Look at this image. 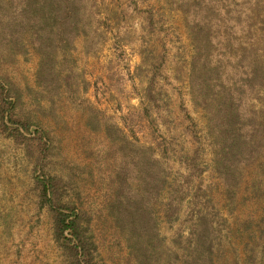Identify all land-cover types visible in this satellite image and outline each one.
<instances>
[{
    "label": "rangeland",
    "instance_id": "obj_1",
    "mask_svg": "<svg viewBox=\"0 0 264 264\" xmlns=\"http://www.w3.org/2000/svg\"><path fill=\"white\" fill-rule=\"evenodd\" d=\"M25 2L0 0L14 25L0 80L29 128L12 122L13 139L0 124V264H67L38 207L42 174L63 179L60 200L81 211L100 264H137L130 228L108 214L116 195L150 214L141 248L158 249L157 231L180 255L202 217L208 264H264V0H75L73 24L41 48Z\"/></svg>",
    "mask_w": 264,
    "mask_h": 264
},
{
    "label": "trees",
    "instance_id": "obj_2",
    "mask_svg": "<svg viewBox=\"0 0 264 264\" xmlns=\"http://www.w3.org/2000/svg\"><path fill=\"white\" fill-rule=\"evenodd\" d=\"M52 4L56 5L55 10L49 9ZM74 4L75 0H26L25 3H22L20 12L30 8L28 32L34 38L32 42L34 44L37 43L40 48L44 46L52 27L63 35L61 28L66 26L67 22L71 23V25L73 24L71 19L76 15V12H73ZM13 28L14 25L13 27L11 26L10 19L3 12H0V38L8 42L11 41L14 34ZM33 46L36 47L35 45ZM36 50L40 54L38 71H41L45 56L41 54V50L40 52L38 49ZM203 87L207 89L208 85L203 82L201 88ZM11 92H13V89L9 82L4 81L3 83L0 80V115L2 121L0 124L2 132L8 137L16 139L17 137H22L20 128L23 132H28L29 128L23 122L12 120L15 115L17 101ZM216 116V124L224 128L225 125L222 122L229 120L226 117L220 119L218 114ZM7 120L10 122V125H5ZM12 122L18 123L20 128L14 127V123ZM221 124L222 126H220ZM35 135L38 136V140L42 143L41 151L47 149L49 142L47 134L43 131H35ZM223 135H225V132H223ZM223 140L226 139L224 138ZM34 181L35 186L39 189L38 207L39 209L46 208L52 214L53 239L66 256L67 264H100L97 260L96 245L87 234L88 228L84 227L81 223V211L77 210L73 203H63L60 200V191L63 190L62 185L65 184L63 179L42 174L41 177H34ZM116 198L108 209V214L112 217L113 223L116 226L121 227L124 223L130 228L131 235H129L126 241L127 248L129 254L135 258L137 264H149V258L152 259L151 255L156 252L157 254H163L165 257L161 261H159V258L158 264H174L173 259L178 260V258L181 260V264H208V262H211L212 245L207 239V232L205 233V231L201 230L202 217H197L196 219L194 217L193 223L184 237L185 245L181 247L180 255L176 251L167 252L162 249L163 239L159 237L157 231L155 238L158 241L159 251H157L158 249L155 250L153 245H151V238L145 241L149 246L148 249L145 244L141 248L137 241H140L142 238L145 240V236L154 230L151 226L150 231L145 233L146 227L152 219H150L151 217L146 206H143L142 200L144 197H139L142 205L135 204L134 206L125 200L118 199L120 195L119 197L116 195ZM190 206L192 205L190 204ZM162 212L167 221L178 218V209H165Z\"/></svg>",
    "mask_w": 264,
    "mask_h": 264
}]
</instances>
